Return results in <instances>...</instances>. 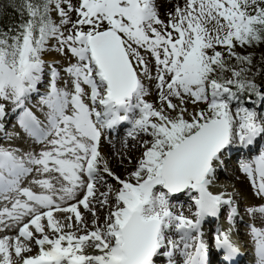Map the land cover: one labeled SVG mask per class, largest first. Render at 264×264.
Wrapping results in <instances>:
<instances>
[{"label":"snow or ice","instance_id":"snow-or-ice-1","mask_svg":"<svg viewBox=\"0 0 264 264\" xmlns=\"http://www.w3.org/2000/svg\"><path fill=\"white\" fill-rule=\"evenodd\" d=\"M165 2L166 21L158 0H21L23 19L0 29V264L241 255L236 194L211 189L226 155L264 142V55L247 51L264 44V0ZM122 127L140 152L131 171L113 152L123 178L100 150ZM238 167L264 264V143ZM225 208L210 244L204 225Z\"/></svg>","mask_w":264,"mask_h":264},{"label":"rangeland","instance_id":"rangeland-1","mask_svg":"<svg viewBox=\"0 0 264 264\" xmlns=\"http://www.w3.org/2000/svg\"><path fill=\"white\" fill-rule=\"evenodd\" d=\"M160 1L161 0H158L159 6L161 4ZM163 1L165 2V0H162V2ZM171 8H172V4L171 3H168L164 7V11L163 12H160L159 11L160 12L161 19H164L165 21L168 19V17L165 15V11L166 10H170ZM236 51L237 52H243L244 49L238 47L236 49ZM247 51L248 52H254L255 55H256V58L258 59L261 55H264V44H260L259 46H256L254 48H248ZM48 57H50L51 59L58 58V57H55V56H53V57L52 56H46L45 59H47ZM148 97H149V99H148L149 101H155V99H156V97H155L154 94L153 95H150ZM174 102H176V101H174ZM203 106L204 105L202 104L201 107H203ZM247 106L248 107H252L253 106L252 105V102L249 101ZM189 107H191V106L189 105ZM233 107H235V105H233ZM257 109L258 110L264 109V105L257 104ZM123 128L125 129V130H123V132L125 133L126 132V127H123ZM114 133L115 132L112 131V132L108 133L107 136H109L111 134H114ZM124 136H126V135H124ZM114 137H116V134H114ZM119 139L121 140V138H118V140ZM262 143H264V142L261 141L258 144V146H256L255 148H253L254 150L252 149L253 151L251 150L252 151V152H250L251 154L250 155L248 154L247 157L249 158L253 154L257 153V151L261 147ZM236 151H238V150H236ZM238 157H239L238 161L237 160H234V159H231L230 164L226 162L225 164L227 166L225 167V165H223L222 170H223L224 175L225 174L227 175V174L232 173L233 172V169H236V168L239 169V167H238L239 161H240V159L245 158V157L242 154H239ZM231 165H232V168L230 167ZM133 167L134 166H132V167H130L128 169L132 170ZM120 176L124 177L125 175H120ZM229 183H230V185L227 187V185ZM230 187H233V188L230 189ZM211 190L214 192V194L219 193V192H226V193H233V192H235L236 195L234 196V198H235L237 204L239 205L240 217H242V221H241V219L239 217L235 220V222L233 224V228H234L233 239L236 240V241H238L240 243V246L242 247V249H244V253L245 254L242 256L243 264H254V257H253V254H252V251H253L252 250V245H251L250 242H248L250 240V238L247 235H245V230H246L245 229V225L250 224V223H255L256 226L259 227L260 224L256 223L255 220H253L252 218H250L244 212V207H245V204L247 203L246 201H248L250 198L253 197L252 196V189H248L247 193L246 192H242V191L239 192L238 191V188H235L234 187V182L232 180H230V179H227L226 180V178H225L224 181L222 179L221 180H218V181L216 180V184H215V186ZM179 199H180V201L182 203H184V202L186 203V201H187L183 196H181ZM252 203H254V202L252 201ZM255 203L258 204L259 202H255ZM187 206H188V204L184 208H186ZM226 212H227V208H225L224 211L219 215V217L214 220V223H213L214 227H220V228H225V229L227 228L228 225H227L226 219H225V213ZM185 214L186 215L189 214L188 211H187V209H185ZM210 225H211L210 223H206L204 225L205 234L207 233V231L209 232ZM236 229L239 230V234L238 235L235 233V230ZM210 233H212V231H210ZM160 264H162V262H160ZM215 264H217V263H215Z\"/></svg>","mask_w":264,"mask_h":264},{"label":"bare ground","instance_id":"bare-ground-1","mask_svg":"<svg viewBox=\"0 0 264 264\" xmlns=\"http://www.w3.org/2000/svg\"><path fill=\"white\" fill-rule=\"evenodd\" d=\"M161 2V4H160V6H159V11L160 12H163L164 11V7L168 4L167 2H162V0L160 1ZM53 57V56H52ZM47 59H51L50 57H48ZM147 99H149V97H147ZM123 130H125L123 127L122 128H120L119 129V132H117V131H114L115 133L114 134H116V137H114V134H111V135H109V136H107V134L108 133H110V132H108V131H106L105 133H104V136H103V138H102V140H101V144H100V150H101V152H102V154L106 157V158H109L110 160H111V166H112V168H113V170L118 174V175H126V169H125V167H119L118 166V163H117V159L113 156V152H119V153H121V154H123V155H128V156H131L132 157V159H133V164H131V165H129L128 164V161H127V159H125L124 160V164H125V166H126V168H127V171H131L130 169H128V168H130V167H132V166H134V162H135V159H136V157L137 156H139V154H140V152L139 151H136V150H129V149H127V148H125L124 147V139L126 138V136H124L125 135V133L123 132ZM112 132V131H111ZM117 132V133H116ZM118 138H121V140L119 139L118 140ZM107 142V143H106ZM111 144H110V143ZM261 141H257V143H256V146H258V144L260 143ZM131 143H133L132 141H129V144H131ZM255 146V147H256ZM255 147H253V148H255ZM252 148V149H253ZM252 149H250V150H238V151H236V149H234L233 151H232V153H231V155L230 156H225V158H224V165H225V167L227 166L225 163L227 162V163H229L230 164V162H231V159H234V160H237L238 161V159H239V157H238V155L239 154H242V155H244V157L245 158H248L247 157V155L249 154H251L250 152H252L253 150ZM252 150V151H251ZM231 168H232V165L230 166ZM122 177V176H121ZM123 178V177H122ZM226 178V180L227 179H230V180H232L233 182H234V187L235 188H238V191L239 192H246L247 193V191H248V189H251L250 188V186H249V184H248V181H247V179L245 178V176H244V174L243 173H241L240 171H239V169L238 168H236V169H233V172L232 173H230V174H225L224 175V173H223V170H222V168H220L219 170H218V172H217V175H216V180L218 181V180H223L224 181V179ZM235 180V181H234ZM230 185V183L227 185V187ZM231 188H233V187H230V189ZM252 201L255 203V202H259L258 200H254V198L252 197V198H250L248 201H246L247 203H252ZM173 203H176V199L174 198L173 199V201H172ZM183 204H185L184 205V207L188 204V201H186V203L184 202ZM184 209H187V207L186 208H184ZM215 220V219H214ZM214 220L210 223L211 225H210V228H209V232L207 231V233H206V239H208V241L211 243V237H212V233H210V231H211V229H213V227H214V225H213V223H214ZM255 222L256 223H258V224H260V226H262V224H261V221L259 220V219H256L255 220ZM215 228V227H214ZM241 247V246H240ZM35 251H36V249L34 248L33 249V253L32 254H35ZM242 251H244V249H242V247H241V255H242ZM240 255V256H241ZM238 256L237 257V263L236 264H241V257L243 256ZM241 258V259H240ZM210 259H211V262H212V264H215L216 262H215V260L217 259V260H219V256L216 254V253H212V255H211V257H210Z\"/></svg>","mask_w":264,"mask_h":264},{"label":"trees","instance_id":"trees-1","mask_svg":"<svg viewBox=\"0 0 264 264\" xmlns=\"http://www.w3.org/2000/svg\"><path fill=\"white\" fill-rule=\"evenodd\" d=\"M20 2L21 0H0V29H7L23 19L18 11Z\"/></svg>","mask_w":264,"mask_h":264}]
</instances>
